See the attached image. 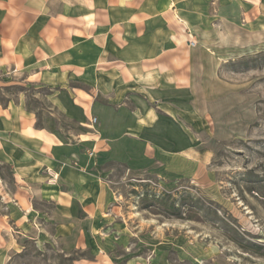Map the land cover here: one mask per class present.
<instances>
[{"label":"rangeland","instance_id":"1","mask_svg":"<svg viewBox=\"0 0 264 264\" xmlns=\"http://www.w3.org/2000/svg\"><path fill=\"white\" fill-rule=\"evenodd\" d=\"M210 2L195 0L196 7L187 8L193 54L192 81L184 93L167 105L127 106L145 124L140 137L147 138L146 146L116 141L114 156L100 154L91 162L116 196L110 226L115 245L109 253L114 264H264V0L256 1L258 6ZM15 80L18 76L0 72V89L12 87L0 90L1 106L14 115L22 106L40 125L79 130V112L70 118L46 100L47 88ZM134 120L120 117L122 124ZM11 162L0 155V178L8 191L13 190ZM127 166L145 172L133 176ZM169 203L177 213L165 209ZM60 250L56 243L38 250L29 240L0 264L96 258Z\"/></svg>","mask_w":264,"mask_h":264},{"label":"crops","instance_id":"2","mask_svg":"<svg viewBox=\"0 0 264 264\" xmlns=\"http://www.w3.org/2000/svg\"><path fill=\"white\" fill-rule=\"evenodd\" d=\"M194 1L0 0V72L18 76L14 83L47 88L46 100L62 114H80L79 130L71 132L40 125L22 106L14 115L0 104V155L13 164L12 191L0 178V261L32 240L38 250L56 243L69 256L96 257L71 264H114L116 196L91 162L100 154L114 156L116 141L146 146L140 137L145 124L128 105H167L191 84L185 17ZM244 1L258 6L262 0ZM120 117L135 120L122 124ZM47 169L58 174L56 184L48 182ZM40 204L51 207H35Z\"/></svg>","mask_w":264,"mask_h":264},{"label":"trees","instance_id":"3","mask_svg":"<svg viewBox=\"0 0 264 264\" xmlns=\"http://www.w3.org/2000/svg\"><path fill=\"white\" fill-rule=\"evenodd\" d=\"M12 87H3V88H1L0 90H5V91H8V90H10ZM0 104L2 105V103L0 102ZM147 197H148V195H146ZM144 197L145 199L147 198V197ZM165 209L167 210V211H170V212H172V213H177V207H175V205H174V203H169V204H167L166 206H165ZM71 260H72V258H71Z\"/></svg>","mask_w":264,"mask_h":264},{"label":"built area","instance_id":"4","mask_svg":"<svg viewBox=\"0 0 264 264\" xmlns=\"http://www.w3.org/2000/svg\"><path fill=\"white\" fill-rule=\"evenodd\" d=\"M96 121V119H92V123H94ZM48 176H49V180L48 182L52 185L57 183V179H58V174L54 173L53 171L48 169Z\"/></svg>","mask_w":264,"mask_h":264}]
</instances>
